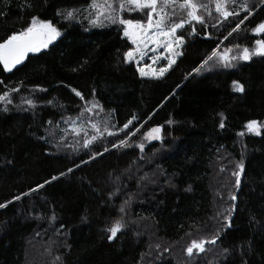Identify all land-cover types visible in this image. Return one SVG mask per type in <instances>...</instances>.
Segmentation results:
<instances>
[{
    "label": "trees",
    "instance_id": "16d2710c",
    "mask_svg": "<svg viewBox=\"0 0 264 264\" xmlns=\"http://www.w3.org/2000/svg\"><path fill=\"white\" fill-rule=\"evenodd\" d=\"M25 2L33 7L24 8ZM91 2L0 0L7 13L0 16V42L32 16L62 32L12 71L0 64V94L19 88L10 92L11 104L0 101V204L12 201L0 209V264H264V56L239 59L244 47L253 50L264 39L253 34L264 22V6L251 0L253 14L228 36L244 13L223 21L213 5L222 23L193 21L195 34L186 24L177 31L183 54L163 77L145 78L125 62L132 45L122 25L104 18L102 26L89 23ZM71 10H78L72 20L57 15ZM147 13L128 9L122 16L144 22ZM228 49L229 58L237 57L234 67L214 60L194 71L213 50ZM253 120L262 125L260 135L245 130ZM105 122L117 135L103 132L84 148L96 135L91 124L103 130ZM155 127L161 139L148 141L145 134ZM121 139L131 147L113 148ZM97 151L104 154L91 159ZM241 161L237 189L233 172ZM53 176L58 179L30 192ZM117 220L124 227L109 241L106 230ZM213 234L219 239L205 253L186 255L193 239Z\"/></svg>",
    "mask_w": 264,
    "mask_h": 264
},
{
    "label": "snow or ice",
    "instance_id": "6c2138e0",
    "mask_svg": "<svg viewBox=\"0 0 264 264\" xmlns=\"http://www.w3.org/2000/svg\"><path fill=\"white\" fill-rule=\"evenodd\" d=\"M216 13L219 14V17L222 18L223 21H228L231 17L236 19L241 16V13H244L243 18L239 20L236 26L229 32L228 36H231L232 33L240 30L241 25L248 20L249 16L253 14L254 8L257 6L251 2V0H207V3L204 0H103L102 3H98V0H92L90 4L91 12L89 13L90 19L89 23L94 26H102L100 21L101 18L107 19L111 24H119L123 26V36L127 37L133 45L137 47L133 50H129L125 55V62H132L137 54L143 57L144 52L142 50L141 45H143L146 40H151L153 43L159 44L160 38L164 37L165 42L163 43V47L165 50H170L173 48V45L177 47L183 45L184 37L183 35L177 36V31L185 28V25L192 26L191 34L196 33L195 26L192 24L195 21L197 24H200L204 27L208 26V20H216L217 23H222V21L213 16V8ZM232 6V7H230ZM259 6H264V0H259ZM26 9H31L33 5L31 3L25 2L23 5ZM126 9L144 11L145 9L149 10L147 13V24H143L138 20L133 19H125L121 15ZM239 9V10H237ZM78 10H71L66 12H57L58 16L63 15L66 20H72L77 15ZM204 14H198L201 13ZM94 13V16H93ZM7 13L0 10V16H6ZM207 16V19L205 18ZM87 18V17H86ZM213 27L216 24L212 25ZM87 30V29H86ZM253 32L257 35L264 34V22L259 23L254 29ZM62 37V33L57 27L49 20H43L38 16H32L30 22L26 27L21 29L18 32H12L7 38L3 39L0 42V64L3 65V69L5 71H12L17 65L23 63L25 58L29 53H40L43 49H48L49 45L53 44V42L57 41L58 38ZM228 39V37H225ZM256 48L250 50L248 47H244L239 56V59L248 61L251 60L252 56H264V39L256 40ZM235 47L239 48V45ZM231 49H228L224 54H219L216 50H213L211 55H209L203 63L200 65V68L195 69L194 71L199 74L200 70L204 68L205 65H208L209 62L216 60L221 63V65L225 68L234 67L231 63V60H236V56H232L229 58L228 52H231ZM182 52H175L176 56L182 55ZM165 59H168L165 57ZM155 60V58H154ZM176 61L174 59H168V64L166 67H161L159 71L153 70L149 67H138L137 71L140 77H155L160 78L163 77L164 74L171 68V66ZM76 69H73L75 71ZM0 83H3L0 81ZM234 90L237 92H243V85L234 81ZM19 88H12L9 91H4L0 94V101H6L7 104L12 103V99L10 98V92H18ZM40 91H47V89H40ZM72 92L79 97L81 100H84V96L81 92L76 89H72ZM31 108H34L36 105L33 100L28 99L25 101ZM53 101L49 100L48 104H52ZM27 110V109H25ZM86 111L89 109H85ZM3 111L7 112L8 109L4 108ZM221 122L220 128H224V117L221 113ZM135 119V117H133ZM49 124H52V121H48ZM132 123V120H129L128 123L123 125L124 129H128L129 124ZM168 124H172L173 121L169 120ZM92 129L96 133V135H92L90 139H85L83 142L84 148H90V146L98 139V136H102L103 132H107L109 136L117 135V133L108 131L107 122H105V127L101 130L100 126L96 123L91 124ZM261 125L253 120L246 124V128L249 132H253L256 135H260ZM82 130V129H81ZM73 131L79 135V131L73 128ZM161 132V127L152 128L148 133L145 134V138L149 140H160L161 136L159 135ZM133 135L135 133H132ZM87 136V133H85ZM243 135V133H240ZM43 139V137H41ZM113 148L120 147H131L126 139H121L119 143H114L112 145ZM141 151L144 150V144L141 143L137 145ZM110 149L105 147L104 152H108ZM104 153L97 151L94 155H92L91 159H95L97 156H102ZM87 163V161H84ZM76 167H79L77 165ZM238 171L233 172V176H235V187L238 189L241 184V174L244 172V164L243 161L236 165ZM73 169L69 168L68 172H72ZM61 176H64L65 173H61ZM58 177L53 176L51 180H46L43 184L37 185L36 188L31 189L30 192H35L40 188H43L45 184H50L52 181L57 180ZM186 191H191V186H189ZM30 193H24L23 195L27 196ZM112 195H115L113 193ZM20 196L13 197V200H20ZM131 195L127 200L124 201V204L120 207V212H125V206H127L131 201ZM231 200L235 201L237 199L236 195H231ZM12 203V201H8L7 203L0 204V209L6 208L8 204ZM233 210L235 209V205L232 206ZM220 213H217V216H220ZM231 212L227 216H224V220L228 221L226 227H231L230 220ZM54 218V217H53ZM124 225L117 220L114 225L108 228L106 231L110 233L108 236V240L111 241L113 238L117 236V233L122 231ZM219 236L213 234L211 238H201L199 240L193 239L191 243L185 248L186 255L189 258H192L194 255H199L201 253H205L208 249L206 245L211 244L215 245ZM156 249H160V245H155ZM163 251H169V249L165 248ZM227 252V249L223 250ZM162 254V253H161ZM59 259V258H57Z\"/></svg>",
    "mask_w": 264,
    "mask_h": 264
},
{
    "label": "rangeland",
    "instance_id": "374dc122",
    "mask_svg": "<svg viewBox=\"0 0 264 264\" xmlns=\"http://www.w3.org/2000/svg\"><path fill=\"white\" fill-rule=\"evenodd\" d=\"M102 2H103V0H100L98 3H102ZM126 10H128V9H126ZM140 22L145 24V25L147 24V20L144 21V22L143 21H140ZM253 34L257 35L254 32H253ZM129 42L131 43L130 40H129ZM164 42H165V38L164 37L160 38V43L159 44L153 43L151 40H146V42L143 45H141L142 50L144 52L143 57H141L139 54H137L135 56L134 60L132 61V63L136 67V69H138V67H146L147 68V67L150 66L153 70L158 72L161 67H166L167 66L168 59L176 60L178 56L175 55V52H177V51L181 52V46L177 47L176 45H173L172 49L165 50V48L163 47V43ZM131 45H132V47L129 50H133V49H135L137 47L136 45H133L132 43H131ZM255 48H256V46H255ZM165 57H167L168 59H165ZM154 58H155V60H154ZM145 78H155V77H145ZM233 89H234V84H233ZM261 128H262V125H261L259 131H261ZM245 130L247 132H249L248 129L246 128V126H245ZM249 133L255 134L253 132H249ZM147 140L148 141H152V140H149V139H147Z\"/></svg>",
    "mask_w": 264,
    "mask_h": 264
}]
</instances>
